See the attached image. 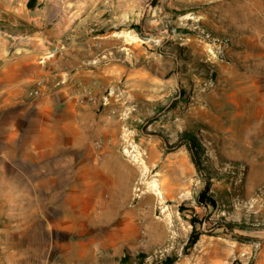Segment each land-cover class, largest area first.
Returning a JSON list of instances; mask_svg holds the SVG:
<instances>
[{"label": "rangeland", "instance_id": "1", "mask_svg": "<svg viewBox=\"0 0 264 264\" xmlns=\"http://www.w3.org/2000/svg\"><path fill=\"white\" fill-rule=\"evenodd\" d=\"M178 3L135 24L145 42L129 64L149 84L102 92L128 97L126 163H106L97 185L0 160V264H264V0ZM182 131L203 145L214 205L197 202L187 148L166 150Z\"/></svg>", "mask_w": 264, "mask_h": 264}, {"label": "crops", "instance_id": "2", "mask_svg": "<svg viewBox=\"0 0 264 264\" xmlns=\"http://www.w3.org/2000/svg\"><path fill=\"white\" fill-rule=\"evenodd\" d=\"M179 1L0 0L1 166L35 169L51 183L98 185L106 163H126L119 157L125 117L118 107L128 97H110L100 108L78 87L102 96L122 77L130 87L149 84L146 66H139L138 81L129 64L137 41L145 42L131 25L152 22L146 14ZM40 78L44 95L29 99L26 90ZM97 136L105 141L100 152L93 147Z\"/></svg>", "mask_w": 264, "mask_h": 264}, {"label": "trees", "instance_id": "3", "mask_svg": "<svg viewBox=\"0 0 264 264\" xmlns=\"http://www.w3.org/2000/svg\"><path fill=\"white\" fill-rule=\"evenodd\" d=\"M133 28H135L138 32H140V28L138 25H131ZM184 145L189 153L190 160L194 165V168L196 172L203 178V187L200 190L198 196H197V202L199 204H204L206 201L210 202L212 205H214V200L210 199L207 195L209 191L210 186V177L206 175L204 172H206L205 167L202 163V156H203V145L197 138L195 134H193L190 131H182L176 140L172 143L166 144V150L171 151L175 148ZM228 230L231 229L228 225H225ZM240 237V236H238ZM198 238V232L193 231L189 238V244H194ZM143 253H138V262L136 264H143ZM122 262L125 264H130L128 262V257H123ZM173 261V258L167 257L161 264H171Z\"/></svg>", "mask_w": 264, "mask_h": 264}, {"label": "built area", "instance_id": "4", "mask_svg": "<svg viewBox=\"0 0 264 264\" xmlns=\"http://www.w3.org/2000/svg\"><path fill=\"white\" fill-rule=\"evenodd\" d=\"M91 31L95 30L91 28ZM80 97H83L87 103L92 105H107L110 101L112 90H109L107 95L100 96L91 86L78 87ZM44 95V81L43 79H36L33 84L26 90V96L31 99L39 98ZM105 145L103 137L97 136L93 139V147L96 151L100 152ZM127 148H124L126 150Z\"/></svg>", "mask_w": 264, "mask_h": 264}, {"label": "bare ground", "instance_id": "5", "mask_svg": "<svg viewBox=\"0 0 264 264\" xmlns=\"http://www.w3.org/2000/svg\"><path fill=\"white\" fill-rule=\"evenodd\" d=\"M249 95V94H248ZM250 96V95H249Z\"/></svg>", "mask_w": 264, "mask_h": 264}]
</instances>
